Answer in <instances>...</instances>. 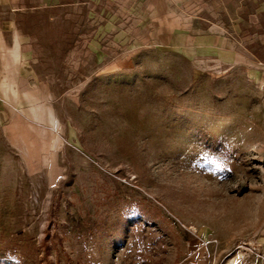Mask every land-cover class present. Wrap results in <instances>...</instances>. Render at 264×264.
Wrapping results in <instances>:
<instances>
[{
	"label": "rangeland",
	"instance_id": "obj_1",
	"mask_svg": "<svg viewBox=\"0 0 264 264\" xmlns=\"http://www.w3.org/2000/svg\"><path fill=\"white\" fill-rule=\"evenodd\" d=\"M60 58V123L0 132V264H264L255 59L106 36Z\"/></svg>",
	"mask_w": 264,
	"mask_h": 264
},
{
	"label": "crops",
	"instance_id": "obj_2",
	"mask_svg": "<svg viewBox=\"0 0 264 264\" xmlns=\"http://www.w3.org/2000/svg\"><path fill=\"white\" fill-rule=\"evenodd\" d=\"M105 36L222 63L252 56L264 89V0H0V132L58 125L54 65L69 40Z\"/></svg>",
	"mask_w": 264,
	"mask_h": 264
}]
</instances>
